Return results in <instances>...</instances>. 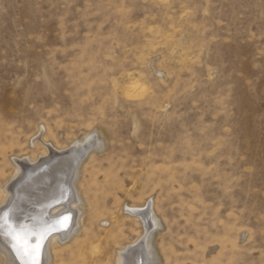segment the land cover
I'll list each match as a JSON object with an SVG mask.
<instances>
[{
  "label": "rangeland",
  "instance_id": "1",
  "mask_svg": "<svg viewBox=\"0 0 264 264\" xmlns=\"http://www.w3.org/2000/svg\"><path fill=\"white\" fill-rule=\"evenodd\" d=\"M96 130L50 264H264V0H0V188Z\"/></svg>",
  "mask_w": 264,
  "mask_h": 264
},
{
  "label": "bare ground",
  "instance_id": "2",
  "mask_svg": "<svg viewBox=\"0 0 264 264\" xmlns=\"http://www.w3.org/2000/svg\"><path fill=\"white\" fill-rule=\"evenodd\" d=\"M40 143L49 150V155L46 152L47 156L43 154L39 160H18L22 166L15 164L16 161L12 159L15 173L0 188L4 195L0 216L7 222L11 214L16 225L25 228V234L37 226L52 229L44 240L40 253V264H50L51 246L79 233L82 215L77 208L81 202L75 189L77 171L84 157L104 150L105 137L96 130L86 134L66 150L49 149L48 144ZM124 211L138 219L145 232L139 240L117 251L114 264H128L130 260H134L136 264H156L158 260L152 238L158 221L146 207H126ZM64 217H69L66 228L59 223ZM32 239L34 238L30 236V240ZM0 255L4 257V264H17L15 259L20 258L10 238L3 231H0Z\"/></svg>",
  "mask_w": 264,
  "mask_h": 264
},
{
  "label": "snow or ice",
  "instance_id": "3",
  "mask_svg": "<svg viewBox=\"0 0 264 264\" xmlns=\"http://www.w3.org/2000/svg\"><path fill=\"white\" fill-rule=\"evenodd\" d=\"M68 220L69 217H64L59 222L60 226L66 228ZM51 230L50 228H40L37 226L32 228L28 234H25V228L17 226L11 219V214H9L7 222L0 216V231H3L4 235L10 238L17 255L24 258L22 264H40V253L43 242ZM30 236L34 239L30 240ZM128 264H136V262L130 260Z\"/></svg>",
  "mask_w": 264,
  "mask_h": 264
},
{
  "label": "water",
  "instance_id": "4",
  "mask_svg": "<svg viewBox=\"0 0 264 264\" xmlns=\"http://www.w3.org/2000/svg\"><path fill=\"white\" fill-rule=\"evenodd\" d=\"M84 155V154H83ZM83 155H81V157H83Z\"/></svg>",
  "mask_w": 264,
  "mask_h": 264
}]
</instances>
